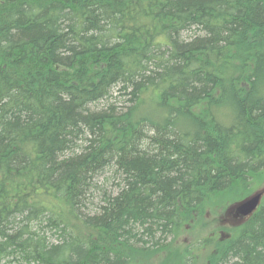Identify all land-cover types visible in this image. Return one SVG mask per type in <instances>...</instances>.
<instances>
[{"label":"trees","instance_id":"1","mask_svg":"<svg viewBox=\"0 0 264 264\" xmlns=\"http://www.w3.org/2000/svg\"><path fill=\"white\" fill-rule=\"evenodd\" d=\"M263 175L264 0H0V264L145 262ZM224 230L181 259L264 264V196Z\"/></svg>","mask_w":264,"mask_h":264},{"label":"rangeland","instance_id":"2","mask_svg":"<svg viewBox=\"0 0 264 264\" xmlns=\"http://www.w3.org/2000/svg\"><path fill=\"white\" fill-rule=\"evenodd\" d=\"M263 180L264 178H262V181ZM257 188H260L257 184H253L252 188H240L236 186L230 191L223 193L221 196L210 197L206 203V207L202 210L201 215L195 219L196 222L191 224L190 229L186 226V232L179 234L181 236H178V240L173 243L175 244L173 246L175 249L171 248L165 250L162 253L156 254L155 258L146 260L145 262H138L136 264H203L202 253H200L201 257L198 258L197 261L193 262L192 259L189 258L185 262L181 259V250L188 247L190 243L194 245L195 240L198 238L206 237L210 234H215L216 236H219L220 234L221 238H225V235L220 231H223L228 223L235 219L232 216V213L227 210L236 202L255 191L254 189L257 190ZM213 198H215V200ZM171 239V237H168L165 243H169L172 241Z\"/></svg>","mask_w":264,"mask_h":264},{"label":"water","instance_id":"3","mask_svg":"<svg viewBox=\"0 0 264 264\" xmlns=\"http://www.w3.org/2000/svg\"><path fill=\"white\" fill-rule=\"evenodd\" d=\"M261 194V191L255 192L251 196L236 204L235 212L240 216H247L251 214L258 206Z\"/></svg>","mask_w":264,"mask_h":264},{"label":"bare ground","instance_id":"4","mask_svg":"<svg viewBox=\"0 0 264 264\" xmlns=\"http://www.w3.org/2000/svg\"><path fill=\"white\" fill-rule=\"evenodd\" d=\"M172 237V236H171Z\"/></svg>","mask_w":264,"mask_h":264}]
</instances>
